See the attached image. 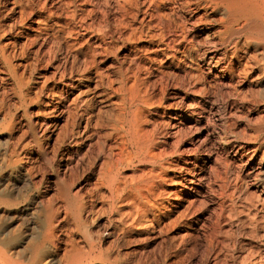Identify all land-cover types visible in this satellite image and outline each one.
<instances>
[{
    "label": "bare ground",
    "instance_id": "bare-ground-1",
    "mask_svg": "<svg viewBox=\"0 0 264 264\" xmlns=\"http://www.w3.org/2000/svg\"><path fill=\"white\" fill-rule=\"evenodd\" d=\"M97 2L0 0V264H204L235 189L220 178L205 225L195 201L216 150L201 161L200 102L227 71L262 86L248 103L264 111V0H148L139 25L124 2L100 23ZM212 22L238 69L225 49L203 68L188 46ZM171 68L190 85L165 103Z\"/></svg>",
    "mask_w": 264,
    "mask_h": 264
},
{
    "label": "rangeland",
    "instance_id": "rangeland-1",
    "mask_svg": "<svg viewBox=\"0 0 264 264\" xmlns=\"http://www.w3.org/2000/svg\"><path fill=\"white\" fill-rule=\"evenodd\" d=\"M97 1H98L97 2L98 6L96 11L98 13L96 12L97 13L96 15H97V20H99L100 23L105 22L106 19L111 21L113 11L119 6V4H122L124 2L125 5L127 6L126 8L129 9L130 11L131 14L129 15L130 18L131 17L134 18V21H136L134 24L137 25L140 24L139 23L140 17L142 15L144 8L148 3V0H97ZM173 18H175L174 15ZM198 25L201 29V31L199 32L200 36L196 42L193 41L188 46L197 47L196 48L197 56L199 55L198 58L201 66L203 68H206L207 64L204 58L207 59L206 57L209 56L210 51L218 50L217 52L221 53L219 51L225 49L227 55L226 57L234 63L233 67H236V69H238V66L235 62L236 60L231 53L232 49L230 46H233V44L231 42L230 43L225 42L226 37H223L222 34L219 33L220 29L218 24L212 22L211 25L210 23L209 24L204 23ZM144 30H142L141 38L138 39L134 38L135 40L134 39L132 40L133 45L135 44V46L137 45L142 46V43L146 41L147 32ZM122 31H123L122 34L123 38L122 39L115 38L113 42H111L112 46H122L121 45L122 41L125 42V38L128 37L129 34H127V29L125 28H123ZM143 36H145L146 38ZM239 39L240 41H242V37H240ZM109 46H111V44ZM162 46H166V45H162ZM242 46L248 47L247 52L249 55L253 54L252 51H254V47H253L254 45H250L249 43L245 42V46L244 44ZM189 54L190 52L185 54L187 61L190 59L191 56ZM242 56L243 55L241 54L239 58L240 61L244 60ZM209 66H210V70L207 72L206 80L212 77L213 73L216 71L215 63L213 61H210ZM172 72H174V69L171 68L169 72L171 76L170 78L174 82L173 84H175L176 88L172 89V87L170 86L166 88L167 91L166 97L168 101L166 100L165 103L170 102L173 92H177L181 94L182 91L184 92L186 89H188L190 85L189 82L187 83L188 81L187 78L185 79L182 78L180 75L178 76L177 73H175L177 71H175L174 73ZM224 73L225 76H222V78H220L219 84H217L212 88L209 87L207 89L208 94L212 98L211 102H208L206 100H201L199 107L201 108L200 111H202L200 115L201 116L200 125L202 131L201 134L203 136L202 139L204 140V141L202 140L203 141L202 149L205 150V153L202 150L203 154L201 161H204V159L206 160V156H207L206 152H208L209 147L211 149L214 147L213 150L214 149L216 150V152L214 150V152L216 153L214 155L215 161L212 160V162L210 161L208 163L206 161L205 173L206 172L208 173L205 174L206 178L204 177L205 178V179L203 178L204 180L203 179L200 180L199 190L202 193L199 192L198 195L199 197L197 196L196 197L197 200L195 201V205L199 207L198 216H200L204 224L207 225L210 222V218H211L210 214L212 210L211 205L213 202V201L211 202L210 200L211 197L212 198L214 197L215 199L219 197L218 184L220 183L221 180L220 178L227 176L229 177L230 181L234 182L235 194L233 195V203L231 204L232 208L226 214V220L223 222L221 226V232H220L221 242L213 250L214 253L216 252L217 254L215 255L213 254L214 255L213 260L210 257H206L204 258L205 262L204 261L203 262L204 264H215V262H217L216 264H256V263L264 264V225L261 227L259 225L262 222L264 223V213L260 211L262 213L261 214L259 211L254 212L252 210L254 204L255 205L259 204L261 200L264 199V192H263L264 191L263 190L264 189L263 186L264 185L263 184L264 183V137H262L264 136V111L258 109L259 108L258 105H253L251 103H248L249 98H251L252 96V92L253 93L259 92V94L262 95L263 89L262 86H260L259 84H255L254 81H248L247 83L243 82L242 84H240L239 82H236L235 79L236 77L233 78L235 83L233 81L232 84L234 83V85L232 84L228 85L227 77H226L228 73L227 71H225ZM248 80L250 79L248 78ZM222 81L224 82V84ZM219 90H221L222 92ZM224 90H226V92H224ZM227 100L228 101L233 100L234 102L232 108L233 113L231 114H228L223 110L224 109L223 104H225ZM254 106L257 107L254 108ZM225 125L229 126L228 131H225L223 129ZM190 140H191V144L189 143ZM182 141L184 143V148L185 147L188 148L190 146L188 149L185 148V151L191 152L192 150L190 149L192 148V143H194V140H192V135L191 132H189V130L186 129L183 131ZM206 141L208 143H206ZM230 146H232V148L238 147L237 152L234 153V151ZM239 152L241 153L239 154ZM216 156H218V158ZM208 164L209 165L212 164L213 167L216 168H214L213 170V167L211 168L210 166L209 168ZM205 194L208 197H206ZM208 201L210 202L208 203ZM78 235L81 234L79 233ZM200 251L201 249L198 247V252ZM215 258L216 260H214ZM194 263L197 264L198 260H195Z\"/></svg>",
    "mask_w": 264,
    "mask_h": 264
}]
</instances>
